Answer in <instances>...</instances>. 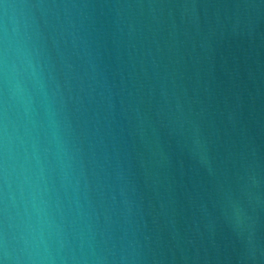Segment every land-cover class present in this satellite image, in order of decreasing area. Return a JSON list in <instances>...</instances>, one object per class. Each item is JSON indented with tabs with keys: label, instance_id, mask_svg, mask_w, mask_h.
I'll use <instances>...</instances> for the list:
<instances>
[{
	"label": "water",
	"instance_id": "1",
	"mask_svg": "<svg viewBox=\"0 0 264 264\" xmlns=\"http://www.w3.org/2000/svg\"><path fill=\"white\" fill-rule=\"evenodd\" d=\"M0 264H264V0H0Z\"/></svg>",
	"mask_w": 264,
	"mask_h": 264
}]
</instances>
